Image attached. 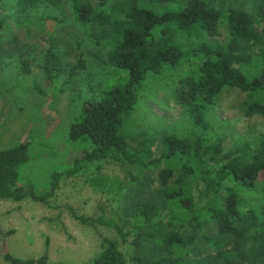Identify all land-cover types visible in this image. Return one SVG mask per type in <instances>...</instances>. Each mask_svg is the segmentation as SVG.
<instances>
[{
    "label": "trees",
    "instance_id": "obj_1",
    "mask_svg": "<svg viewBox=\"0 0 264 264\" xmlns=\"http://www.w3.org/2000/svg\"><path fill=\"white\" fill-rule=\"evenodd\" d=\"M156 1L172 7L153 8L146 0H70L74 22L107 44L106 63L121 74L99 96L83 100L71 122L69 140L83 145L72 169L116 160L155 170L158 186L144 196L145 173L132 175L124 169L134 181L124 216L104 210L98 217L84 216L71 207L69 213L83 225L112 228L131 264H264V137L245 155L226 152L220 140H206L213 108L229 89L245 94L241 107L246 116L264 120V0L226 8L224 0ZM7 2L8 7L24 8L34 0ZM48 20L59 19H43ZM4 22L0 19V27ZM216 36L223 39H208ZM39 63L49 82L65 72L73 76L85 65L80 51L77 63L66 70L52 44ZM17 64L23 74L36 70L21 54ZM156 78L169 86L192 128L188 136L159 132L162 153L146 160L131 148L123 128ZM148 135L140 131V136ZM28 160L27 140L0 150V199L48 202L58 177L53 176L50 189L41 195L23 188L18 169ZM198 182L208 196L200 207L193 191ZM101 247L95 264H126L116 241L104 237ZM0 256L9 264H64L49 263L47 252L31 259L9 252Z\"/></svg>",
    "mask_w": 264,
    "mask_h": 264
},
{
    "label": "rangeland",
    "instance_id": "obj_2",
    "mask_svg": "<svg viewBox=\"0 0 264 264\" xmlns=\"http://www.w3.org/2000/svg\"><path fill=\"white\" fill-rule=\"evenodd\" d=\"M7 1L0 0V19H5L0 27V150L29 141V160L18 169V183L23 188L41 195L50 189L54 175L58 182L46 204L30 198L0 199V253L31 259L47 252L49 263L95 264L105 237L117 242L126 264H131L112 228L83 225L68 210L71 207L78 214L92 217L100 216L102 210L124 216L125 199L134 188V181L124 169L132 175L145 173L144 196L158 186L155 170H141L116 160L72 169L75 159L82 156L83 145L71 142L68 131L83 100L99 96L121 80V74L106 63L108 46L104 41L97 42L92 30L74 22L70 0H34L24 8L8 7ZM115 1L109 0V4ZM146 1L153 8L172 7L169 2ZM243 1L224 0L222 7L241 6ZM49 15L59 20L44 23L43 19ZM208 39L213 42L223 36ZM50 44L66 70L77 63L80 51L84 67L73 76L65 72L49 82L39 62ZM20 54L36 70L21 73L17 64ZM150 82L153 87L144 94L139 109L123 128L131 148L146 160L158 158L162 153L157 139L159 132L188 136L192 128L182 107L170 95L169 86L162 85L158 78ZM244 97L237 89L220 95L206 136L208 142L220 140L226 152L237 155L251 154L264 137V120L244 114L241 107ZM142 129L149 135L140 136ZM178 174L190 181L183 171ZM202 188L200 182L193 188L199 207L208 200ZM0 264L9 263L0 256Z\"/></svg>",
    "mask_w": 264,
    "mask_h": 264
}]
</instances>
